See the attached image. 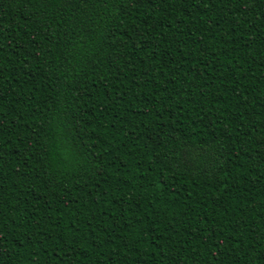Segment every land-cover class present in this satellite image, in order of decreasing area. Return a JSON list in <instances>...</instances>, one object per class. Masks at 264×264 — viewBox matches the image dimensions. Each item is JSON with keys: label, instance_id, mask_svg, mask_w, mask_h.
Masks as SVG:
<instances>
[{"label": "trees", "instance_id": "1", "mask_svg": "<svg viewBox=\"0 0 264 264\" xmlns=\"http://www.w3.org/2000/svg\"><path fill=\"white\" fill-rule=\"evenodd\" d=\"M0 264H264V0H0Z\"/></svg>", "mask_w": 264, "mask_h": 264}]
</instances>
